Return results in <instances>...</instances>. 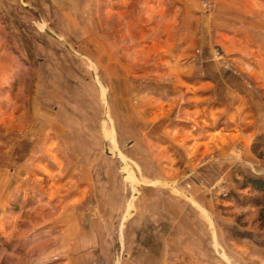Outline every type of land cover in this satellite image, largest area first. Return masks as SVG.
Listing matches in <instances>:
<instances>
[{
	"label": "rangeland",
	"instance_id": "obj_1",
	"mask_svg": "<svg viewBox=\"0 0 264 264\" xmlns=\"http://www.w3.org/2000/svg\"><path fill=\"white\" fill-rule=\"evenodd\" d=\"M3 4L22 62L0 115V264H188L180 234L206 264H264L241 189L264 179V0Z\"/></svg>",
	"mask_w": 264,
	"mask_h": 264
},
{
	"label": "crops",
	"instance_id": "obj_2",
	"mask_svg": "<svg viewBox=\"0 0 264 264\" xmlns=\"http://www.w3.org/2000/svg\"><path fill=\"white\" fill-rule=\"evenodd\" d=\"M15 0H0V16L4 12V4L3 2H10L14 3ZM18 1V0H16ZM28 9V7H27ZM20 28L18 25H10L9 22L6 23L0 19V115L7 113L6 112V107L4 106V99L6 97H10V91L9 90H14L13 85L14 82L18 79L19 77V72H20V66H21V58H20V50L22 49L20 44L15 41H8V39L4 38V34L10 33L12 35L19 34L21 32ZM6 91H7V96H6ZM36 93V92H35ZM33 93V94H35ZM34 96V95H32ZM14 98L13 96H11ZM31 97V96H30ZM8 100V99H7ZM16 104L13 103L12 101V114L15 115L16 112L19 111V105L15 106ZM16 107V108H15ZM34 110L32 111L34 114L36 112L41 113L42 108L36 110V105H34ZM16 110V111H15ZM49 110V109H48ZM48 110L44 109V113H46ZM6 119L5 117H0V124L5 123ZM4 128V126L2 127ZM204 143H208L207 141ZM7 184V183H6ZM149 211H146V213ZM164 236V235H162ZM189 237V236H188ZM163 239L165 237H162ZM186 238V237H185ZM182 241L181 234L179 236V239H177L178 244H175L174 251L177 253L175 256L178 257V263L181 260V257L188 258L189 263L188 264H206L201 257L200 253L197 252L195 249V246L190 244L189 242L192 241V237L190 236V240L187 241V239ZM162 241V240H161ZM187 241V242H186ZM188 243V244H187ZM145 252V251H143ZM166 257L165 255V250L155 251L154 248L148 250L145 253H142L141 259H136L135 261L133 260H126L124 264H166ZM192 259V260H191ZM176 264V263H175Z\"/></svg>",
	"mask_w": 264,
	"mask_h": 264
},
{
	"label": "trees",
	"instance_id": "obj_3",
	"mask_svg": "<svg viewBox=\"0 0 264 264\" xmlns=\"http://www.w3.org/2000/svg\"><path fill=\"white\" fill-rule=\"evenodd\" d=\"M253 150L259 157H264V133L260 134L253 143ZM250 188L252 195L246 202L259 209V220L264 225V179L246 177L241 189Z\"/></svg>",
	"mask_w": 264,
	"mask_h": 264
},
{
	"label": "built area",
	"instance_id": "obj_4",
	"mask_svg": "<svg viewBox=\"0 0 264 264\" xmlns=\"http://www.w3.org/2000/svg\"><path fill=\"white\" fill-rule=\"evenodd\" d=\"M225 194V193H224ZM225 195H227V194H225Z\"/></svg>",
	"mask_w": 264,
	"mask_h": 264
}]
</instances>
